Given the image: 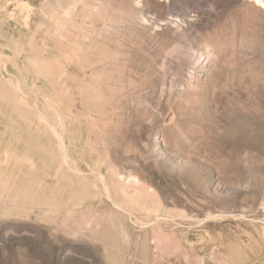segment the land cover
Wrapping results in <instances>:
<instances>
[{"label": "rangeland", "instance_id": "1", "mask_svg": "<svg viewBox=\"0 0 264 264\" xmlns=\"http://www.w3.org/2000/svg\"><path fill=\"white\" fill-rule=\"evenodd\" d=\"M0 264H264V0H0Z\"/></svg>", "mask_w": 264, "mask_h": 264}]
</instances>
